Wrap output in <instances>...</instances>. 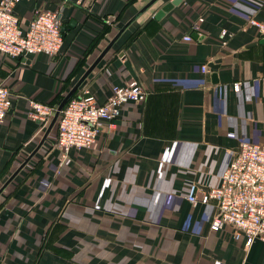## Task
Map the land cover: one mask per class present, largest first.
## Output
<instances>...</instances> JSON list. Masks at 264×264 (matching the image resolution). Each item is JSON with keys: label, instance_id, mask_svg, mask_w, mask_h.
<instances>
[{"label": "crops", "instance_id": "0c3cea01", "mask_svg": "<svg viewBox=\"0 0 264 264\" xmlns=\"http://www.w3.org/2000/svg\"><path fill=\"white\" fill-rule=\"evenodd\" d=\"M151 1L15 6L23 28L56 12L63 44L53 56L0 54L12 103L0 125V264H264L263 241L211 231L214 204L186 199L191 185L198 200L219 185L241 142L264 146V38L248 24L264 20V0H181L159 20L173 0ZM86 73L71 98L87 90L101 104L133 81L147 98L63 157L57 101ZM30 102L55 113L33 120Z\"/></svg>", "mask_w": 264, "mask_h": 264}, {"label": "built area", "instance_id": "2783aa9c", "mask_svg": "<svg viewBox=\"0 0 264 264\" xmlns=\"http://www.w3.org/2000/svg\"><path fill=\"white\" fill-rule=\"evenodd\" d=\"M21 0H0V54L4 57L23 58L27 55L46 53L56 55L61 50L62 26L56 12L36 11L28 26L20 25L14 8ZM67 1V0H64ZM264 9V1L261 4ZM264 38V20L249 19ZM197 29V26H195ZM226 32L221 33L224 38ZM183 41L192 42L190 36ZM202 72L208 71L207 66ZM238 91L239 85L233 86ZM147 91L136 81L124 87H113L111 96L99 104L87 91L70 99L60 111L57 120L56 146L65 157L71 149H90L96 142L103 122L113 123L120 116L121 108L127 103L142 104ZM11 96L7 87L0 82V125L11 109ZM29 117L47 123L55 113L52 106L29 103ZM197 186L191 185L186 199L189 203L215 206L210 230L218 232L225 226L233 229L236 241L243 239L249 248L255 240L264 242V146L241 142L228 168L221 176L217 187L209 189L198 200Z\"/></svg>", "mask_w": 264, "mask_h": 264}, {"label": "water", "instance_id": "95a60500", "mask_svg": "<svg viewBox=\"0 0 264 264\" xmlns=\"http://www.w3.org/2000/svg\"><path fill=\"white\" fill-rule=\"evenodd\" d=\"M156 1L158 0H152L147 7L151 6L152 4H154ZM181 2V0H173L172 2L166 3L163 7H161V9L156 13L155 15V19L159 20L160 18H162L167 12H169L173 7L179 5ZM146 7V8H147ZM60 19V17L58 16V20ZM62 32H63V27H62ZM197 38V35H195ZM25 63V62H24ZM212 70H215V67L212 66ZM90 72V71H89ZM88 72V73H89ZM88 73L85 74V76L79 81V83H77V85L75 86V88L60 102V104L58 105L57 111L55 113L54 119H53V123L56 121L60 111L64 108V105L71 99L73 93L76 91V89L78 88V86L84 81V79L86 78V76L88 75Z\"/></svg>", "mask_w": 264, "mask_h": 264}, {"label": "trees", "instance_id": "16d2710c", "mask_svg": "<svg viewBox=\"0 0 264 264\" xmlns=\"http://www.w3.org/2000/svg\"><path fill=\"white\" fill-rule=\"evenodd\" d=\"M103 34H104V32L102 33V35H103ZM102 35H101V36H102ZM62 36H63V34H62ZM99 38H100V37H98V38L96 39V42L99 40ZM73 97H74V96H73ZM71 99H72V98H71ZM60 102H61V99H59V100L57 101V104H59ZM66 104H67V103H66ZM66 104L64 105V107L66 106Z\"/></svg>", "mask_w": 264, "mask_h": 264}]
</instances>
